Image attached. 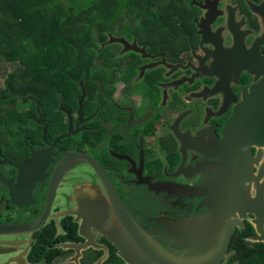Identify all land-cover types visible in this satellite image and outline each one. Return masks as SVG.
I'll list each match as a JSON object with an SVG mask.
<instances>
[{
    "label": "flooded vegetation",
    "instance_id": "1",
    "mask_svg": "<svg viewBox=\"0 0 264 264\" xmlns=\"http://www.w3.org/2000/svg\"><path fill=\"white\" fill-rule=\"evenodd\" d=\"M187 1L179 26L108 33L83 96L0 83V227H11L0 264H38L29 253L45 226L59 235L69 221L90 239L58 244L54 262L155 264L143 253L155 249L168 264H264V145L241 153L227 127L264 79V0ZM71 151L88 160L56 171ZM77 161L91 182L68 193Z\"/></svg>",
    "mask_w": 264,
    "mask_h": 264
},
{
    "label": "trees",
    "instance_id": "2",
    "mask_svg": "<svg viewBox=\"0 0 264 264\" xmlns=\"http://www.w3.org/2000/svg\"><path fill=\"white\" fill-rule=\"evenodd\" d=\"M187 2L0 0V66H13L5 77L8 87L15 96H83L90 72L105 62L102 50L113 46L104 44L108 33L179 26L176 14ZM77 226L69 221L66 231L57 235V227L47 224L43 241L37 240L30 250V262L55 264V257L64 252L58 244L83 239Z\"/></svg>",
    "mask_w": 264,
    "mask_h": 264
},
{
    "label": "water",
    "instance_id": "3",
    "mask_svg": "<svg viewBox=\"0 0 264 264\" xmlns=\"http://www.w3.org/2000/svg\"><path fill=\"white\" fill-rule=\"evenodd\" d=\"M228 130L230 138L239 140V152L250 153L251 144L256 142L258 144L264 145V130L256 131L257 129H264V79L258 84L254 85L249 93L246 94L244 100L237 107L234 115L229 121ZM84 158L88 160V154L80 151H71L65 154L62 161L60 162L58 169H63L68 164L76 159ZM55 173V172H54ZM119 198L117 194H114ZM111 200L114 205L115 211L120 218L126 217L129 223H132V219L129 216L128 210L126 209L123 201L119 198H114L111 195ZM235 199H229V202H233ZM0 227V233L6 234L11 229L10 225L2 224ZM126 226V224H125ZM127 228V226H126ZM231 228V227H230ZM24 232H28L25 228ZM87 230V229H86ZM32 229H30V232ZM128 231L133 236V231L128 228ZM81 234L87 238L89 237V232L84 230V225L82 226ZM231 234V229L227 230L224 237L223 245L228 242ZM111 238V237H110ZM115 244L120 248L122 253L124 252L122 246L119 243V240L111 238ZM92 244V242H86L85 244H72V247H75L77 251L87 247ZM143 253L146 256H149V259L155 264H168L166 258L157 252L155 249L147 251L143 249ZM126 255V253H124Z\"/></svg>",
    "mask_w": 264,
    "mask_h": 264
},
{
    "label": "rangeland",
    "instance_id": "4",
    "mask_svg": "<svg viewBox=\"0 0 264 264\" xmlns=\"http://www.w3.org/2000/svg\"><path fill=\"white\" fill-rule=\"evenodd\" d=\"M112 41V38H111ZM13 66L7 62H4L0 66V83L3 82L4 78L7 76V74L12 70ZM75 168H73L72 171L70 169L67 171L65 175V179H67L68 183L64 184L65 185V191L68 193H72L74 189V184L72 181H77L79 183L86 182L85 180L91 182V177L89 175L85 176L88 174L86 171L91 170L90 166L84 162V161H77L75 163ZM82 177V178H81ZM81 178V179H80ZM98 190L101 191L100 187H98ZM8 238H11V236H4L0 237L2 240H7ZM23 249V246H19L15 249L14 254H19L18 252ZM10 258V255L4 253L0 254V262ZM38 264H46L44 262L38 263ZM55 264H74L73 262H67V261H56Z\"/></svg>",
    "mask_w": 264,
    "mask_h": 264
}]
</instances>
